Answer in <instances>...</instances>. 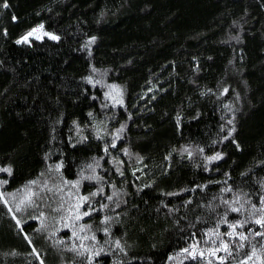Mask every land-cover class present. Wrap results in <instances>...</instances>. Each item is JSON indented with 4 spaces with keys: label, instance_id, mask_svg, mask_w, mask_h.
<instances>
[{
    "label": "trees",
    "instance_id": "16d2710c",
    "mask_svg": "<svg viewBox=\"0 0 264 264\" xmlns=\"http://www.w3.org/2000/svg\"><path fill=\"white\" fill-rule=\"evenodd\" d=\"M5 2L0 168L11 175L0 171V264H240L252 245L264 258L247 204L227 213L248 220L237 231L249 239L231 256H209L216 245L204 235L223 200L239 193L259 206L264 195V0ZM40 25L59 39L17 43ZM111 86L120 103L106 97ZM60 181H79L69 203L56 195ZM30 192L34 205L17 212ZM79 196L90 197L81 212L96 211L66 219ZM81 243L92 251L71 250ZM195 243L204 256L192 260L183 249Z\"/></svg>",
    "mask_w": 264,
    "mask_h": 264
},
{
    "label": "snow or ice",
    "instance_id": "6c2138e0",
    "mask_svg": "<svg viewBox=\"0 0 264 264\" xmlns=\"http://www.w3.org/2000/svg\"><path fill=\"white\" fill-rule=\"evenodd\" d=\"M0 7L7 8V7H9V5L7 4V2H5L2 5H0ZM39 27L42 29L43 25H40ZM35 31H36V29H33L32 32H29L25 37H22L20 40H17V43H22V42L27 43L28 37L32 36L33 32H35ZM45 35H48L49 38H51V39H59V37L53 36V35L48 34V33H45ZM94 39L95 38H93V40ZM229 123H231V121H229ZM119 131H123V127ZM233 131H234V129H233ZM229 135H231V133H229ZM112 147H115V144H112ZM105 151H107V149H105ZM185 151H187V149H185ZM125 152H127V150H125ZM189 156H191V153H189ZM222 158L223 157L220 154H216L214 156L209 157L208 159L210 161H216V160H219ZM60 167H61V165H59V164L56 165L57 171L60 169ZM0 171L7 172L9 175H11V169L10 168H0ZM89 179H92V177H89ZM0 183H7V182L6 181H0ZM35 183H36V181L30 182V184H33V185ZM63 184L64 185L70 184L73 188L78 189L79 181H75V182L63 181ZM262 187H264V184H262ZM49 191H52V189H49ZM56 191L63 192V189L60 188L59 186H57ZM224 191L225 192H232V188L231 187L225 188ZM97 194L98 193L93 192L91 194V196L94 197ZM34 195H35V193L30 192V194L28 195V197L26 199H22L20 201V203L17 204L16 211L21 212V211L26 210L27 207L33 206L35 201L32 199V196H34ZM68 195L71 198V196L73 194L69 193ZM244 195L246 196L247 194H244ZM77 199H78V203H76L75 205L69 206L68 212L70 213V215L68 217H66V219L73 220V221H81L85 216H90V215H92L93 211H96V209L84 210L82 212L80 211V209L83 208V205L89 201V199H90L89 196H79V197H77ZM108 199L111 200L112 197L109 196ZM240 199H241L240 194L238 193L237 198L231 202L227 199L223 200L224 205L227 206V210H226L225 214L221 217L220 222L216 225L215 228L211 229L209 232H206L204 234L205 236L209 237V240L212 244L216 245L215 248L209 249V256H215L217 252H225L229 256H231L233 246H234V243L236 241L243 242V241H247L249 239L248 235H246L244 232H238L237 231V229H239V228H244L245 224L248 223V220H236L234 222H230L227 219V213L228 212L241 213L243 210H245V204H247V205H249L248 215L250 218H252V223L258 225L259 228L264 229V195H261L259 197V206H257V204L252 203L250 200H245L244 203H240ZM4 203L7 204V200H4ZM236 205H239V206H236ZM63 207H64V203L62 202L60 204V206L58 208L53 209V211H61L63 209ZM102 207H107V205H103ZM9 211H11V209H9ZM42 217H43V214H41V218ZM13 218L15 219V217H13ZM62 219H65V218L62 217ZM109 219L110 218L105 217L101 221V223L107 224ZM19 223H20V221L17 220V224H19ZM220 223L225 224L227 226V228L229 229V231L223 232V233L219 232L217 229L219 228ZM65 226L68 227L69 225L66 224ZM72 227L74 228L75 224H73ZM90 230H91V225H88V224H81L80 225V232H85V231H90ZM104 232H105V234H108V229L105 228ZM249 232L251 233L252 236L261 237L262 242L260 244V249L264 250V231H253V230L249 229ZM212 236H215L217 239H215V240L211 239ZM225 236L228 237L229 239L228 240L223 239V237H225ZM72 237H74L76 239H81V240H84V239L95 240L94 235L92 237H88V236L80 237L77 235L76 231L72 232ZM217 240H219L218 244H217ZM29 243H31V241H29ZM60 243H63V241H60ZM116 247L121 248L119 241H116ZM190 247H191L192 251H190L189 248H185V249H183V251L185 253H188V255L191 257L192 260H196L198 258V256L200 258H203L204 252L202 250L199 253L196 252V249L199 247L198 243H195V244L191 245ZM239 247L243 248L244 244L240 243ZM79 249H83V251H80ZM79 249L76 246H73V248L71 250L77 252V254L80 256H83L86 252L92 251V249L86 248L83 243H81L79 245ZM33 251L35 252V249H33ZM121 251H123V248H121ZM99 254H100L99 252H93V255L98 256ZM254 257L260 261V264H264V258H262L261 255L259 254L256 245H252L251 253L250 254L246 253L245 259L243 261H241L240 264H248V261L252 260ZM219 260H220L221 264H224L225 257L221 256V257H219ZM40 264H43V261H41ZM88 264H92V257L91 256H89ZM208 264H211V260L208 261Z\"/></svg>",
    "mask_w": 264,
    "mask_h": 264
},
{
    "label": "rangeland",
    "instance_id": "374dc122",
    "mask_svg": "<svg viewBox=\"0 0 264 264\" xmlns=\"http://www.w3.org/2000/svg\"><path fill=\"white\" fill-rule=\"evenodd\" d=\"M33 29H36V31L35 32H33V34H32V36H29L28 37V40L29 39H31V38H35V39H41V38H43V37H48L49 38V36L48 35H45V33H48V34H51V35H53V36H55L52 32H49V31H45L44 29H41L40 27H36V28H33ZM33 29H31L29 32H32V30ZM29 32H27L26 34H24L22 37H25ZM21 37V38H22ZM20 38V39H21ZM99 75H101V74H99ZM102 76V75H101ZM106 94V97L108 98V100L112 103V104H116V103H120L121 102V99H122V96H121V91H120V89L118 88V87H116V86H111L109 89H108V91L105 93ZM48 170V169H47ZM53 176V175H52ZM71 185L69 184V185H64L63 184V182H61L60 181V183H59V187L60 188H62L63 189V192H58V194L56 193V195L57 196H65V198L67 197V203H69L72 199H73V195H72V198L71 199H69L70 197L68 196V194L69 193H74L75 192V190L74 189H72L73 187L71 186ZM31 187H33V186H31ZM68 187H70V189H68ZM45 187H44V185L42 186H40L39 187V190H43ZM74 199H77V197H74ZM76 203H73L72 205H75ZM62 216V215H61ZM52 222H53V220H52ZM52 222H51V224H52ZM58 222H60V221H55V222H53V226H52V228L55 230L56 229V226H58L59 227V225H58ZM57 227V228H58ZM51 228V229H52ZM52 229V230H53ZM53 230V231H54ZM52 233V232H51ZM53 234V233H52Z\"/></svg>",
    "mask_w": 264,
    "mask_h": 264
}]
</instances>
